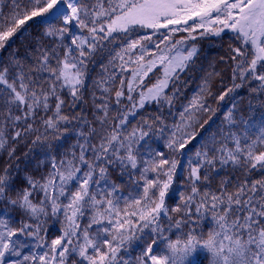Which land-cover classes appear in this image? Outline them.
Instances as JSON below:
<instances>
[{
    "label": "snow or ice",
    "instance_id": "obj_1",
    "mask_svg": "<svg viewBox=\"0 0 264 264\" xmlns=\"http://www.w3.org/2000/svg\"><path fill=\"white\" fill-rule=\"evenodd\" d=\"M226 33L229 76L204 77L171 126L132 123L171 110L198 42ZM68 136L58 158L49 140ZM29 138L45 174L17 156ZM0 205L20 214L0 212V264H264V0H0Z\"/></svg>",
    "mask_w": 264,
    "mask_h": 264
},
{
    "label": "trees",
    "instance_id": "obj_2",
    "mask_svg": "<svg viewBox=\"0 0 264 264\" xmlns=\"http://www.w3.org/2000/svg\"><path fill=\"white\" fill-rule=\"evenodd\" d=\"M29 31L35 35L36 29L32 28L29 29ZM230 33H226L223 35V39L216 37H210L207 39L200 40L198 42V48L200 50L199 56L195 60V64L192 66V68L189 69L188 72L182 75L181 79L184 82L183 86L181 88L180 95L178 99L175 102L174 107L169 110L168 106L165 105L164 109L161 111L157 108V105L155 102L151 104H146L145 108L139 111V115L132 121V123H137L141 118L146 116H152L160 114L165 119V122L167 124L174 122L177 115H179V111H181L182 106L188 103V100L191 99V97L199 90L201 84L203 83L204 77H206L209 73L213 71H223L225 76L230 75V69L227 68L226 65L221 64L219 62V58L221 55L224 54V51L227 47V45L230 43L229 36ZM13 48H19V54H24V47L21 44L20 39H16L15 43L12 45L11 48H9L7 51L3 53V57L7 59L8 53L12 51ZM107 56L97 54L95 58V63L90 65V71H89V79H88V85L89 88L86 91V97L88 102L83 105L87 118L89 120L93 119L92 112H91V92H92V84L93 81L96 80L100 74H101V65L107 63ZM125 76H129L130 73H124ZM161 75V72L159 70H155L153 73L149 74V77L145 79L144 87H151L153 83H155L156 78ZM215 87H219V78H215L213 81ZM116 84L119 85V80L116 81ZM126 88V86H125ZM138 95V94H137ZM239 103L238 106L244 107L247 109V105L249 102V96L247 93L246 88H242L239 90V97H238ZM211 106L213 108L216 107L215 101H210ZM253 105L258 107V103L256 101H252ZM67 112V109H65ZM79 111V109H77ZM115 114L114 112L112 113ZM209 114H205V116L201 119V123L203 122V119H206ZM214 120L217 119V117H213ZM219 121L217 120V123ZM131 124L129 125V128H131ZM198 127V125H197ZM31 143V138L27 142H22L18 146L17 150V156L21 159V161H24L25 153H29L28 159L31 161V163L27 164V170L29 172L34 173L35 175L39 176L42 174H45L47 172V168L40 164V161L44 158L43 153H41L39 156H36L33 159V156L35 152H38L39 149H34L32 152H29V146ZM49 143H51L53 146H56L57 144L62 143L63 147L59 148L58 150L54 147L53 151L56 152L58 158L59 154L70 149L71 145L75 143V137L74 136H68L64 138L62 141H56L54 138H50ZM167 152L166 150H163ZM195 151V148L193 147V152ZM37 165H39V169H37ZM24 166L23 164L21 165ZM23 175V173H21ZM222 175V174H221ZM237 177H239L241 180L243 179V176L240 173L235 174ZM112 178L115 180L119 179L118 171L112 173ZM251 178H259V173H253ZM218 186V181L214 182L213 187ZM175 196L171 200H169L170 206L174 203ZM9 211L8 213L15 217L16 219H20V214L18 211L11 210V209H5L3 205H0V212ZM59 224H54L52 220H48V222L45 224V227L49 229V237H53L57 234V229L60 227ZM210 227V224L208 221L204 222L203 230L206 232L208 228ZM204 264H208L207 260H205Z\"/></svg>",
    "mask_w": 264,
    "mask_h": 264
},
{
    "label": "rangeland",
    "instance_id": "obj_3",
    "mask_svg": "<svg viewBox=\"0 0 264 264\" xmlns=\"http://www.w3.org/2000/svg\"><path fill=\"white\" fill-rule=\"evenodd\" d=\"M117 75H120V74L117 73ZM99 78H100V76H99L97 79H99ZM181 110H182V109H181ZM178 119H179V115L176 116L175 121L178 120ZM175 121L169 123L168 125H169V126L173 125V124L175 123ZM157 145L161 148V150H166V151H168L166 148H164V141H163V140L156 141V144L153 145V146H157ZM5 212L8 213L9 211H8V212L5 211ZM44 226H45V225H44ZM58 226H59V225H58Z\"/></svg>",
    "mask_w": 264,
    "mask_h": 264
}]
</instances>
